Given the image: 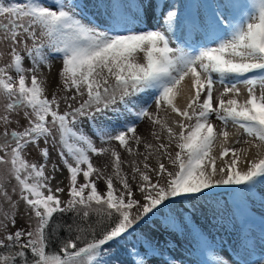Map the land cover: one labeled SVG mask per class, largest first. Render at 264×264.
Returning a JSON list of instances; mask_svg holds the SVG:
<instances>
[{"label": "snow or ice", "instance_id": "obj_1", "mask_svg": "<svg viewBox=\"0 0 264 264\" xmlns=\"http://www.w3.org/2000/svg\"><path fill=\"white\" fill-rule=\"evenodd\" d=\"M210 7L204 39L173 46L178 13L171 0H155L153 15L160 9L163 22L151 28L115 5L101 28L86 0H0V60L8 58L0 63V264H109L107 245L140 224L158 215L172 228L186 224L181 202L210 200L222 185H244L233 190L237 197L264 188V0ZM54 57L62 62L58 80ZM150 93L154 110L145 106ZM213 116L224 125L219 132ZM145 119L142 135L136 121ZM229 124L240 130L236 138ZM30 147L42 162L27 159ZM53 150L58 160L49 174ZM93 157L108 159L101 167ZM61 165L67 184L53 187ZM17 217L26 227H15ZM242 237V260L201 238L209 248L201 264H264V247L257 252ZM145 244L129 250L128 264H150L159 250Z\"/></svg>", "mask_w": 264, "mask_h": 264}, {"label": "rangeland", "instance_id": "obj_2", "mask_svg": "<svg viewBox=\"0 0 264 264\" xmlns=\"http://www.w3.org/2000/svg\"><path fill=\"white\" fill-rule=\"evenodd\" d=\"M68 2V0H66ZM89 4V19H92L93 23L97 24L101 28L107 27L110 23L109 13L112 11L113 5L118 6L120 11L124 14L126 19L133 23H139V27H154L159 26L157 21L160 23L163 22V17L160 14V9H156L155 16L153 15V8H155V0H103V4L99 9L94 7V4L97 0H86ZM151 6L144 8L142 11L140 5L150 3ZM183 2V4H182ZM171 3L175 5L176 11L179 13L182 12V19L184 25L186 23L191 25H197L199 29L194 30L193 32L187 29L186 40L192 39L194 41L199 40L201 42L204 39L203 27L204 21L207 17L212 16L214 12L212 0H172ZM167 6H165L164 11ZM181 11V12H180ZM147 19L145 20V18ZM201 30V31H199ZM173 38L170 36L171 40H182V43H185L183 34L179 32V26L172 29ZM176 35V38L174 39ZM176 40V41H177ZM174 46V45H173ZM3 47V46H0ZM6 51V49H4ZM7 56L3 60H0V63L7 61ZM61 60L59 58H53L54 67L52 69V78L58 80L57 71L61 67ZM25 66H30L25 61ZM47 71V69H45ZM259 87V86H258ZM51 91V89H50ZM222 91L221 85H216V93ZM259 90L257 92L259 93ZM153 94H149L146 98L145 106H151V110L155 109ZM0 103H3L0 100ZM163 115V113H161ZM212 122L214 125L222 126L221 122L216 120L215 116L212 117ZM25 122L20 121V124L23 125ZM138 133L145 135L146 130L149 127V122L145 119L143 121H136ZM15 126V125H13ZM224 127V125H223ZM3 126L0 125V130ZM86 130L88 126L86 125ZM235 130V131H234ZM227 131H233L236 138L237 134L240 132L239 129H235L233 125H228ZM91 135L92 133L89 132ZM96 140L97 146L101 145L98 137L93 136ZM150 138V137H149ZM241 140L250 139L247 136H240ZM118 142H113L116 144ZM41 146L42 143H41ZM241 147H247V145H240ZM143 150L141 146V151ZM255 150H253L254 152ZM122 152V158L128 159L127 153ZM52 160L49 162V174H51V162L58 160L56 152L53 150L51 152ZM27 159L30 161L42 162L41 158L38 156V149L30 147L27 151ZM94 163L98 166H103L104 162L107 161V157H93ZM3 169V166L0 165V170ZM60 171L55 174V180L52 181V186L55 187L57 181L63 180L64 184L62 187H65L67 184V172L63 169L62 165L60 166ZM9 190L11 186L15 184L14 180L6 182ZM105 186L102 182L99 183V188L103 189ZM244 185L239 186H228L224 185L222 189H214L212 192V199L210 200H201L198 203L190 204L186 201L181 202V211L184 216L188 218L186 224H181L179 228H172L170 225H166L164 217L158 215L145 223L139 225L136 228V231L133 232L132 236H139L142 239V245L139 246L143 251L147 245L145 244V238L155 244L158 248L156 256L150 261V264H165V259H177V260H187L193 262H201L204 259L209 258V248H214L219 250L221 254L226 255L229 260H242L247 258V252L241 248L242 243V234L247 233L251 239L250 244L255 246V250L258 252L261 247H264V226L261 225V218L264 216V207L261 206L260 196L264 192V188L257 186L252 193H249L247 196L241 195V197L234 196V189H242ZM66 198V194L64 197ZM245 204L248 208L251 209V213L246 210ZM23 205L20 206V211L23 212ZM173 211H176L175 209ZM16 228L26 227V223L20 217H17ZM219 229L223 230H232L236 229L235 233L229 232L226 237L222 236L219 232ZM10 231H14L15 228L9 227ZM222 236V237H221ZM201 238L207 241L209 248H202L200 246ZM237 249L240 250V256H237ZM244 255V256H242Z\"/></svg>", "mask_w": 264, "mask_h": 264}, {"label": "bare ground", "instance_id": "obj_3", "mask_svg": "<svg viewBox=\"0 0 264 264\" xmlns=\"http://www.w3.org/2000/svg\"><path fill=\"white\" fill-rule=\"evenodd\" d=\"M172 1V0H171ZM213 1V4L215 5V4H217V3H222V2H224V0H212ZM183 3V2H182ZM168 9L166 8V10L165 11H167ZM175 10H176V8H175ZM181 12V11H180ZM178 13V12H177ZM181 15H180V18H179V13H178V16H177V20H178V22L173 26L174 28H177V26H179V32L181 33V34H183V36L182 37H184V39H185V41H187V42H196V43H199V40H196V41H194V40H192V39H187L186 40V37H187V35H186V32H187V29L189 30V31H191V32H193L194 31V29L192 28V27H190V26H188V23L186 24V26L184 25V21H183V19H182V12L180 13ZM194 33H195V31H194ZM170 36L173 38V34H172V32L170 33ZM186 36V37H185ZM176 38V35H175V37H174V39ZM177 39H175V40H173V45L175 46L177 43H181V44H183L181 41L182 40H177ZM240 88H241V92H242V95L240 96V99H244L245 98V96H246V91H245V88H244V86L243 85H240L239 86ZM257 90H259V87H257ZM185 101H184V98H183V96H181L180 98H179V100H178V103L179 104H181V105H183V103H184ZM221 125L222 126H217L216 127V130H217V132H219V130L220 129H222L223 128V124L221 123ZM230 125V124H229ZM235 127V126H234ZM235 129H238V128H236L235 127ZM235 131V130H234ZM229 132V134H230V137H232V136H234L235 134H234V132L233 131H228ZM218 144H219V138H218V141H217V146H218ZM224 187V185H222V186H217L215 189L217 190V189H222ZM261 225H263L264 226V224H261ZM220 231V233H221V235L222 236H225L226 237V235L229 233V232H233V233H235V231H236V229H230V230H223V229H219ZM229 231V232H228ZM231 232V233H232ZM221 236V237H222ZM221 255H223L225 258H227L226 257V255H224V254H221ZM242 256H244V255H242ZM228 259V258H227ZM245 259V258H244ZM183 264H201V262H193V261H187V260H183Z\"/></svg>", "mask_w": 264, "mask_h": 264}, {"label": "trees", "instance_id": "obj_4", "mask_svg": "<svg viewBox=\"0 0 264 264\" xmlns=\"http://www.w3.org/2000/svg\"><path fill=\"white\" fill-rule=\"evenodd\" d=\"M142 243L139 236H126L123 241L107 245L108 255L105 256V259L109 261V264H128L131 259L128 256L129 250L133 248L141 250L139 246H143Z\"/></svg>", "mask_w": 264, "mask_h": 264}]
</instances>
